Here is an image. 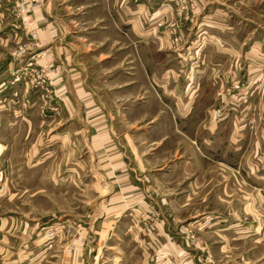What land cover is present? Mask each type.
I'll use <instances>...</instances> for the list:
<instances>
[{"label": "crops", "instance_id": "crops-1", "mask_svg": "<svg viewBox=\"0 0 264 264\" xmlns=\"http://www.w3.org/2000/svg\"><path fill=\"white\" fill-rule=\"evenodd\" d=\"M60 1H0L7 15L18 6L24 8L15 15L36 34L41 50L51 55L50 83L59 102L56 112L44 114L37 96L36 101L34 95L26 97V91L15 92L12 86L10 91L6 86L0 89L8 94L0 100V128L16 132L0 142V159L11 166L16 158L12 150L19 148L24 164L47 165L43 171H20L18 179L37 181L31 186L40 194L99 197L107 216L95 232L105 239L112 236V229L129 226L113 217L126 202L144 195H154V204L163 210L199 213L211 206L210 210L220 212L217 216L229 219L237 218V212L251 214L264 207V123L251 125L246 119L252 98L247 110L239 107L223 122L206 118L209 104L202 101L213 86L211 81L228 67L225 61L205 54L202 74L186 77L183 69L189 62L169 46L167 31L152 27L159 12L156 0H97L105 17L120 25L122 42L117 48L127 58L120 59L119 66L130 69L124 76L97 77L90 70L92 62L71 38L74 31L63 33ZM173 1L165 2L160 11L171 14ZM213 31L217 29L211 28L209 35H219ZM211 42L204 44L205 53L227 51L236 56L233 45ZM169 50L177 59L169 55L157 59ZM12 117L20 128H15ZM143 120L148 122L141 124ZM15 178L4 176L7 187L0 197L9 199L16 193ZM15 212L11 207L0 210V264H30L44 252L33 227L37 221ZM249 219L247 223L255 222ZM88 223L83 227L92 226ZM68 245L72 250L52 252L49 259L76 264L82 244L73 239ZM82 248L88 259L91 253Z\"/></svg>", "mask_w": 264, "mask_h": 264}, {"label": "rangeland", "instance_id": "rangeland-1", "mask_svg": "<svg viewBox=\"0 0 264 264\" xmlns=\"http://www.w3.org/2000/svg\"><path fill=\"white\" fill-rule=\"evenodd\" d=\"M95 1L94 4L83 0L60 1V26L63 33L74 31L71 38L78 43L87 61L92 62L90 70L94 75L103 79L117 74L124 76L130 69L119 66L120 59L127 58V54L117 48L122 42L117 28L120 25L109 16L107 19L102 5ZM167 1L170 0H156L159 12L152 27L167 31L169 46L189 62L183 69L184 75L202 74L205 54L225 61L228 66L211 81L213 86L208 87L209 92L202 101L209 104L207 120L216 124L223 122L239 107L247 110L252 98L251 113L246 119L251 125L264 123V0H209L205 4L200 0H174L170 16L160 11ZM0 5V83L3 84L0 89L6 86L7 91L13 88L15 92L26 91V97L39 98L42 113L56 112L59 102L53 97L50 83L51 55L41 53L36 34L25 29L22 20L15 15L19 13V6L7 15L2 11L1 2ZM211 28L217 29L213 32L219 35H209ZM211 41H218L222 47L233 45L237 49L236 56L228 55L227 51L205 53L204 44L210 45ZM176 53L169 50L156 57L163 59L169 55L170 59H177ZM28 61L32 64L24 69ZM40 65H44L43 71L39 70ZM15 77L19 80L14 81ZM40 80L43 82L38 85ZM4 94L6 90L0 92L1 102ZM255 96H260L261 100ZM233 116L237 117L236 113ZM240 118L242 124L246 123L244 117ZM147 122L140 121L141 124ZM14 123H17L16 129L20 128L18 121ZM10 130L5 132L0 128V142L14 137L16 132H12L13 128ZM12 151L16 158L11 166L0 159L2 194L7 187L4 176L15 178L20 171H43L47 167L45 162L24 164L19 148ZM235 170L238 174L237 168ZM34 182L37 181H22L17 177L13 181V192L17 194L9 199L4 195L0 197L1 212L11 207L16 215L37 221L33 225L35 237L45 247L30 264H56L49 259L50 253L72 250L68 242L73 239L82 244L76 251V264H264V207L258 206L259 210L251 214L237 212V218L229 219L217 216L220 212L210 210L211 206L199 213L163 210L154 204V195H144L126 202L113 217L114 221L126 220L128 228H114L113 237L105 239L95 232L97 223L107 216L99 197L40 194L31 186ZM249 218L255 220L252 225L247 223ZM89 221L92 226L84 228L82 224L89 225ZM172 221L177 224L172 225ZM167 223L171 226H166ZM82 246L91 253L88 259L83 255Z\"/></svg>", "mask_w": 264, "mask_h": 264}, {"label": "built area", "instance_id": "built-area-1", "mask_svg": "<svg viewBox=\"0 0 264 264\" xmlns=\"http://www.w3.org/2000/svg\"><path fill=\"white\" fill-rule=\"evenodd\" d=\"M20 11H24V8L23 7H19V9H18V12L20 13ZM30 36H32V35H30ZM33 37V36H32ZM42 54L44 53V52H41ZM43 55H41V57H42ZM31 64H32V61H28L27 63H26V65L24 66V69L25 68H27L28 66H31ZM44 65H40V69L39 70H41V71H43L44 69H45V67H43ZM14 81L15 80H19V77H15L14 79H13ZM43 82V80H40V81H37V84L39 85V84H41ZM42 87V86H41ZM55 108H52V110H54ZM0 186H1V182H0Z\"/></svg>", "mask_w": 264, "mask_h": 264}]
</instances>
